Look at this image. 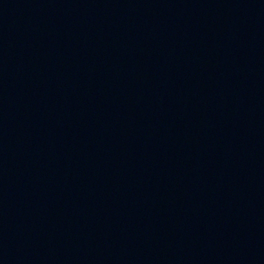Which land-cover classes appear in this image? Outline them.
Returning <instances> with one entry per match:
<instances>
[{
	"label": "water",
	"instance_id": "1",
	"mask_svg": "<svg viewBox=\"0 0 264 264\" xmlns=\"http://www.w3.org/2000/svg\"><path fill=\"white\" fill-rule=\"evenodd\" d=\"M264 110V0H0V264H144Z\"/></svg>",
	"mask_w": 264,
	"mask_h": 264
}]
</instances>
